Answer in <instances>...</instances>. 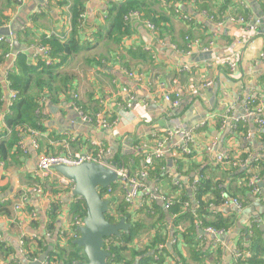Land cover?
Masks as SVG:
<instances>
[{
	"label": "crops",
	"instance_id": "crops-1",
	"mask_svg": "<svg viewBox=\"0 0 264 264\" xmlns=\"http://www.w3.org/2000/svg\"><path fill=\"white\" fill-rule=\"evenodd\" d=\"M20 1L17 5L14 0H0V37H9V34L5 35L8 30L13 42L10 53H17V57L25 55L30 65L35 64L38 57L43 59L36 48L42 45L39 42L43 39L54 37L63 42L72 34L69 14L72 0H65L68 2L66 6L52 0ZM120 1L124 0H87L83 4L78 36L81 51L68 57L61 69L74 79L71 92L57 97L56 103L50 100L40 102L43 129L36 133L37 137L34 136L39 150L33 148L32 137L23 132L21 140L25 152L19 150L18 163L11 159L7 163L0 161V195L11 187L13 189L7 197L12 200L8 214L0 213V243L12 253L5 257L1 252L0 264H10L11 259L17 264H27L24 241L32 243L42 237L48 240L46 250L51 247L54 252L60 243L62 249L69 252V247L60 238L64 232L70 233L69 225L74 218L71 207L79 199L66 193L59 185L60 178L56 173L42 182L36 177L38 152L84 153L95 141L108 152V159L118 153L145 157L157 148L165 131L176 127L189 133L192 156L178 164L170 159V155L165 156L164 174L167 176L154 180L149 186L156 187L159 193L170 198L172 183L177 181L187 194L190 191L191 196L190 184L203 172L213 182L222 181L231 194H236L243 207L240 211L230 208L238 217L234 227L221 238L227 249L221 245L219 259L204 262L207 253L215 251L213 234L199 231L195 235L194 240L200 247L194 251H199L203 260L194 258L181 235L174 236L169 213L164 204L157 201L164 217L161 222L168 229L166 247L170 256L165 264H233L231 251L238 247L242 232L249 236L252 222L259 228L264 226L261 217L264 198L255 197L245 189L241 191L236 179L224 172L227 168L216 161V155L229 153L239 156L246 152L250 160L264 157V132L252 119L247 120L244 133L235 131L229 122L222 123V117L230 110L242 114V105L250 97L264 105V0H157V4L152 0L153 9L162 19L158 39H154L145 24L133 21L130 37L118 38L116 42L109 33L107 10ZM199 6L203 9L200 10ZM207 14L219 22H212ZM182 15L190 21H184ZM238 16L251 25L257 23V30L247 33L244 25L233 21L232 18ZM24 32L29 35H23ZM189 42H198L199 45L189 50ZM210 42V52L203 53L202 48L209 47ZM232 46L236 58L235 66L230 70L226 62ZM6 54L0 50V143L9 136L4 124L8 91L5 72L9 69ZM209 82L210 86L204 85ZM170 93L179 96L178 107H172L163 99ZM73 96L88 109L97 107L102 110L100 113L109 119H119L126 111L128 123H119L110 131L93 129L94 133H87L85 129L74 130L79 121L72 108ZM179 142L180 136H173L166 141L165 149L169 152ZM134 143L137 147H133ZM214 143L213 150L208 151ZM53 181L58 182L53 185ZM258 188L263 190L259 184ZM34 189L40 192L35 193ZM226 191L223 189L222 192ZM22 197L24 200L20 202ZM115 197L122 202L119 190ZM141 202L142 199L138 198L129 208L132 216L143 206ZM52 209L54 213L50 217ZM154 217L159 218L158 212ZM153 232L149 224H144L132 238L130 248L138 253L145 251L152 243ZM173 250L177 253L174 254Z\"/></svg>",
	"mask_w": 264,
	"mask_h": 264
},
{
	"label": "trees",
	"instance_id": "trees-1",
	"mask_svg": "<svg viewBox=\"0 0 264 264\" xmlns=\"http://www.w3.org/2000/svg\"><path fill=\"white\" fill-rule=\"evenodd\" d=\"M54 1L60 6L68 5V2L65 0ZM86 1L87 0H72L71 3L69 2L72 34L66 41L62 42L57 38L50 37L39 42L49 47L51 65H46L45 58L42 59L38 57L35 64L29 65L25 55L16 57V70L7 75V87L8 90L17 91L18 95L17 99L4 116V124L6 129L9 130V136L0 143V161L3 160L7 163L8 159H11L15 161L14 163H18L16 156L19 155L21 133L25 132L28 135L31 131L39 133L43 129L41 123L42 115L39 109L41 107L40 102L50 100L56 103L58 101L57 97L63 96L64 94L68 95L71 92L74 79L68 74L62 73L61 69L68 57L77 55L81 51V46L78 41L81 26L80 15L83 12V4ZM154 2L156 4L158 3L157 0H154ZM153 5L152 0H124L120 1L118 5H113L109 8L107 14L110 22L109 33L111 39L114 38L117 42L118 38L120 39L122 37L124 39L130 37V31L133 30V22L127 24L124 21V17L130 12H138L141 21L145 20L152 23L158 30L162 25V19L153 9ZM199 9L201 10L203 7L199 6ZM206 16L209 19L212 18V22L214 23L219 22V20L214 18L211 14H207ZM159 30L158 32L160 33ZM23 35L28 36L29 32H24ZM0 50L4 55L9 52V47L1 42ZM74 104L81 112L88 116L100 114V111H102L98 110L97 107L92 110L89 108V110L78 101ZM113 120V118L110 119V121ZM246 127V124L239 123L235 131H242L244 133V131L246 132ZM133 147H137V143H134ZM191 154L192 153L181 155L178 150L175 151L174 157H170V159L178 164L180 160L189 159L192 156ZM225 156L226 160L219 165L227 168L224 169V172H227V176L232 179H236L237 184L242 187L241 191L244 189L248 192L250 191L247 187V182L252 176H257L264 185V157L250 160L246 152H243L239 156L231 153ZM143 160L144 157L142 155H122L121 153L108 159L112 165L126 167L130 174L139 173L143 169V165H141ZM245 160L249 161L246 169H241L238 164L235 167L232 166L233 162L239 163L242 161L243 163ZM166 162V157L155 160L152 169L149 170V176L146 178V185L154 182V180L162 179L167 176L164 174ZM57 182L53 181V185L57 184ZM58 183L60 186H63L66 193L69 194L71 192L70 186H64L60 182ZM178 185L180 187L174 184L171 186L173 191L171 197L174 200L173 204L167 209L171 220V229L174 236L181 235L183 241L190 246L192 256L194 258L199 257L202 261V254L199 251H197L198 253L194 251L195 248L199 249L200 247L199 242L194 240L195 235H197L199 231L204 232L207 228L224 233L230 231V229L234 227L238 215L236 213L237 210L233 212L230 208H225V202L227 200L239 201L235 197L236 194H231L222 181L213 182L212 179L206 177L203 172H200L198 177L191 182V196L187 194L186 189L181 183H178ZM223 189L227 190L226 193L222 192ZM262 189L263 190H260L257 196L261 199L264 198V186ZM117 190L116 184L111 185L110 192L109 189H99L102 199L110 202L106 220L111 223H116L119 219H124L126 223L131 224V227L127 232L121 233L117 238L104 240V249L110 253L107 264H165L170 256V252H168L166 247L168 229L161 222L164 217L159 206L156 202H146L136 211V215L132 216L129 212L128 205L123 200L119 202L118 198L114 199ZM53 193L57 194L58 192ZM11 201L12 200L9 198L0 201L1 214H8ZM215 208L220 210L216 211L214 210ZM71 212L74 218L69 225L70 233L64 232L60 238L62 242L65 243V246L69 247V252L62 249L63 247L60 243L57 244L54 248V252L49 253L47 257L49 264H76L77 262L81 263L86 260L81 249L73 244V241L78 238L79 233L72 223L74 219H81L85 216L84 203L81 200L74 201ZM157 212L159 218L155 219L154 216ZM50 213V217H52L54 210L52 209ZM261 217L264 221V214H262ZM196 222H200L199 228H196ZM146 223L154 230L152 243L148 244L145 251L138 253L136 250L130 248V244L132 238ZM179 227L182 228V232L179 231ZM260 229L257 223L252 222L249 228L252 234L248 236L243 231V235L239 237L238 247L250 254L246 259L241 260L240 264H264V231L262 232ZM47 241L45 237L32 241V243L24 241L26 259L28 261L38 259L46 250ZM159 246H161V249H159ZM214 248L215 251L212 250L207 253L205 257L206 261L204 262H212L219 259L220 249L219 247ZM1 252L4 253L5 257L9 256V253H12L10 250L5 249L4 245L0 243V253ZM173 253L176 254L177 252L173 250ZM136 259H138L137 262H135ZM9 263L17 264V262L12 259L9 260Z\"/></svg>",
	"mask_w": 264,
	"mask_h": 264
},
{
	"label": "built area",
	"instance_id": "built-area-1",
	"mask_svg": "<svg viewBox=\"0 0 264 264\" xmlns=\"http://www.w3.org/2000/svg\"><path fill=\"white\" fill-rule=\"evenodd\" d=\"M54 1V0H52ZM17 5H20V0H16ZM181 18L184 21H190V19L186 16H181ZM233 21L237 24L244 25L246 27L247 33H252L257 30V23L254 25H251L249 22H247L243 17L238 16L235 18H232ZM124 21L129 24L133 21L140 22L142 24H145L146 28L148 31L152 34L154 39H158L159 32L156 29V27L145 20L141 21V17L138 12H130L127 14L126 17H124ZM3 42L9 47V52L5 55V59L9 61V69L5 72V81L7 83V75L9 73H12L15 71V62H16V57L17 53H10V51L13 49V42H12V37L11 34L9 33V37H0V43ZM199 45L198 42H189L188 49L190 50L192 47H197ZM212 43L210 42L209 47H204L202 48L203 53H209L210 48H211ZM238 45V44H235ZM234 45V46H235ZM234 46L231 47V53L228 56L226 64L232 70L235 66V58L236 55L233 54ZM234 47V48H233ZM37 50L42 54L43 58H45L46 65H51V60H50V49L47 46L44 45H39L36 46ZM128 76H133L132 73H128ZM205 86H210L211 83H205ZM8 86V83H7ZM18 92L14 90H8L7 91V97L5 99V106L6 110L9 111V108L13 105L14 101L17 99ZM74 99L77 100L75 96H73ZM131 100L134 99V97L130 98ZM163 99L169 103L172 107H178L180 103V98L177 94L175 93H170V94H165ZM75 103V102H74ZM72 104V108L74 111L79 115V123L82 126H89L90 128L97 129V130H107L110 131L114 128H116V125L119 123L122 124H127L128 119L127 115L128 113L126 111H123L122 115L120 116L119 119H115L113 121H110L108 117H106L103 113L94 115V116H88L81 112L75 104ZM129 107V104L127 105ZM242 114L237 115L234 113V111L230 110L227 115L222 117V123L229 122L232 126V128L235 130L237 124L243 123L246 124L248 119H252L254 124L264 132V105H259L257 100L253 97L248 98L242 105ZM203 125V123L201 124ZM167 132V134H166ZM37 132L31 131L30 132V137H32V146L33 148L37 151L39 150V146L37 144ZM35 136V137H34ZM173 136H180V142L175 145L169 152L165 149V144L166 141L169 138H172ZM34 137V138H33ZM74 139V138H71ZM189 133L186 132V130H182L180 127H176L170 131H165V137L160 140L159 144L157 145V148H154L150 153L146 154L144 157V160L142 162L143 169L135 174L132 175L130 174L129 170L124 167V166H116L112 165L108 161V152L103 148L101 143L98 142H92L91 143V149L87 152H70L66 151L65 153L62 154H46L43 152H38L37 157H36V167H35V175L36 177L42 182L45 181L49 178H51L55 172L54 168L57 166H66V167H76L79 166L83 163H96L103 165L106 168L112 169L115 171L117 174V189L121 192L123 196V201L128 205V207H133L135 204V201L138 198L142 199L141 204H144L146 202H157L161 201L164 204L165 209L167 210L172 204H173V198L166 197L165 195L159 193L156 187L151 188L149 185L145 184L146 178L149 176V170L152 169L155 160H160L164 158L167 155H170V157H174L175 151L180 152L181 155H188L191 153L190 146H189ZM215 147V143L212 144L208 151H212L213 148ZM19 148L21 151L25 152L23 142L19 143ZM226 160L225 155H216V161L219 164H222ZM249 161L245 160L243 163L240 161L239 163L233 162L232 166L235 167L238 166L241 169L247 168L246 166L248 165ZM60 178V183L64 186H70L71 189L73 187L72 183L64 180L63 178ZM179 182L175 181L172 183V185H178ZM114 184V185H115ZM258 184H260V179L257 178V176H252L247 182V187L250 189L251 194L257 197L260 192V188H258ZM180 187V186H179ZM109 189V192L111 191V186L106 188ZM34 192H40V190H35ZM24 198L20 199V202H22ZM187 206V205H186ZM15 208H18V206H14ZM225 208H231L233 207L234 209L240 211L243 207V205L240 202H237L236 200H227L225 202ZM32 217L34 215L32 214ZM74 228L78 231V229L82 225V218H76L72 222ZM196 228L200 227V222L195 223ZM179 231L182 232V228L179 227ZM206 233H211L214 236V244L215 247H220L221 245L223 246L224 249H227L226 246L222 244L221 238L224 236V232L220 231H215L211 228L205 229ZM249 235L252 234L251 231L248 232ZM159 249H161V246H159ZM232 259H233V264H240V261L243 259H246L247 257L250 256V254L247 251H244L238 247H235L231 251ZM37 259L28 261L27 264L30 262H34ZM42 264H49L47 261V258L44 260Z\"/></svg>",
	"mask_w": 264,
	"mask_h": 264
},
{
	"label": "water",
	"instance_id": "water-1",
	"mask_svg": "<svg viewBox=\"0 0 264 264\" xmlns=\"http://www.w3.org/2000/svg\"><path fill=\"white\" fill-rule=\"evenodd\" d=\"M8 34V30H6L5 35ZM75 119L79 120L77 113ZM73 129L77 131L85 129L87 133H94L93 128L82 126L79 122L74 125ZM54 170L58 176L72 183L71 196L81 200L85 207V216L78 229L79 236L73 241V244L81 249L86 261L76 264H107L110 253L104 249V240L117 238L131 227V224L126 223L124 219H119L116 223L106 220L110 202L102 199L99 189H106L114 185L118 179L117 174L112 169L96 163H83L76 167L57 166ZM259 186L262 188L263 183L261 182ZM12 191L11 187L7 193L0 195V199L10 196ZM188 195L190 196V191ZM260 228L264 231V226H260ZM51 251L52 248L49 247L36 261L28 264H42Z\"/></svg>",
	"mask_w": 264,
	"mask_h": 264
},
{
	"label": "rangeland",
	"instance_id": "rangeland-1",
	"mask_svg": "<svg viewBox=\"0 0 264 264\" xmlns=\"http://www.w3.org/2000/svg\"><path fill=\"white\" fill-rule=\"evenodd\" d=\"M14 1H15V3H17L16 0H14ZM73 100H74V102H76V99H73ZM86 115H87V114H86ZM117 198H118V197H117ZM117 198L115 197L114 199H117Z\"/></svg>",
	"mask_w": 264,
	"mask_h": 264
},
{
	"label": "bare ground",
	"instance_id": "bare-ground-1",
	"mask_svg": "<svg viewBox=\"0 0 264 264\" xmlns=\"http://www.w3.org/2000/svg\"><path fill=\"white\" fill-rule=\"evenodd\" d=\"M250 133V132H249Z\"/></svg>",
	"mask_w": 264,
	"mask_h": 264
}]
</instances>
